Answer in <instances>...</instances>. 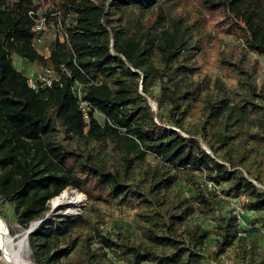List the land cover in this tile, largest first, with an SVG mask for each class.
I'll return each mask as SVG.
<instances>
[{
  "label": "trees",
  "instance_id": "16d2710c",
  "mask_svg": "<svg viewBox=\"0 0 264 264\" xmlns=\"http://www.w3.org/2000/svg\"><path fill=\"white\" fill-rule=\"evenodd\" d=\"M196 2L185 0L181 14L169 17L176 0H0V196L27 229L73 188L87 195L94 212L101 204L128 207L141 233L125 229L112 237L92 214L47 218L28 237L39 250L37 264H57L74 251L61 264H97L108 252L126 264H205L198 250L213 234L215 257L231 249L233 264H264L259 234L241 230L234 211H220L241 199L248 213L264 211V88L250 63L254 53L264 58V0ZM46 5L58 30L47 42L48 57L33 45L29 15ZM222 8L244 23L245 45L220 51L213 78L202 59L214 39L193 14ZM14 55L58 79L32 88ZM155 77L161 95L149 92ZM179 180L192 195L171 206ZM195 214L215 225L196 226L186 245L179 229ZM254 222L263 232L264 216ZM61 239L67 246L52 251Z\"/></svg>",
  "mask_w": 264,
  "mask_h": 264
},
{
  "label": "rangeland",
  "instance_id": "374dc122",
  "mask_svg": "<svg viewBox=\"0 0 264 264\" xmlns=\"http://www.w3.org/2000/svg\"><path fill=\"white\" fill-rule=\"evenodd\" d=\"M97 1V0H96ZM192 5H197L196 0H190ZM185 4V0H176V3L170 6V16H176L178 14H181L182 7ZM49 8H51V5H46L40 7L38 10L45 13L48 12ZM202 14L195 12L193 16L195 18H203L202 22L205 23V29L204 31L212 37L214 40L209 44L208 52L204 55L202 62L207 63L210 66L209 74L211 77L219 76V69L217 67V57L222 50H227L228 46L234 45V46H243L245 45L242 36H243V28H245L244 23L237 19V17L231 13L230 11H227L226 9H217V10H202ZM58 14V13H56ZM176 14V15H174ZM52 15H55L53 13ZM193 17V18H194ZM61 23V22H59ZM202 23H199V26ZM56 24L52 19H50V29L46 35L47 41H53L55 35L57 36L58 30L56 28ZM60 26H62L60 24ZM63 35H61L62 37ZM64 37V36H63ZM45 49V47H44ZM13 61L15 67L24 72L27 75H33L38 70L37 65L34 63H30L29 61L25 60L24 58L14 55ZM251 64L257 65V85L259 87L264 88V58L259 56L258 54H253V57L250 61ZM220 78L223 80H227L225 77L220 75ZM149 92L153 95H161L162 89H161V82L157 77L152 79L151 85L149 86ZM148 101L150 102L152 108L157 112V103L148 97ZM99 120L101 122L104 121V117L102 115H99ZM159 121V118L157 119ZM202 147L206 149L208 152L212 153L210 148L207 144L203 143ZM149 162L151 164H156L157 160L153 157L149 158ZM204 178V176H201ZM212 187V182L208 184V190H210ZM64 192H67V198L64 202L54 205L53 200L50 202V210L46 213L45 217L50 219H56V220H63V219H70L74 218L79 215L86 216L87 214L93 215L94 221L98 222V224L105 230V233L107 235H110L112 237L116 238V234L119 231H123L125 229L132 230V236L133 237H140L141 233L139 231L135 230L134 227V211L129 209L128 207L124 209H115V208H109L107 205L101 204L98 207V211L94 212L91 208V204L87 198V195L77 191L73 188H67L65 189L59 196H61ZM192 195V187L187 184L183 180H179L172 188V203L171 206H173L178 200H180L181 196L183 195ZM83 195V197L81 196ZM58 196V197H59ZM81 198V199H80ZM246 201L244 199H241L240 202L243 205V202ZM236 200H229L223 203L220 206V211L224 213L229 212H236ZM0 216L5 219V221L8 224V227L10 229V232L12 236L15 238H18L23 232V228L16 222L15 219V210L14 205L3 199L0 196ZM264 216V211H260L258 213H247V218L240 222L241 230L247 231L254 234H259L260 237L259 241V250L262 252L264 250V231L259 233L257 232L259 229L258 223H255L254 220H256L258 217L261 218ZM58 225V224H57ZM215 225L214 221L207 220L203 218L200 214H195L193 218L188 221L187 223H184L180 226L179 234H182L185 236L186 245L188 234L196 227L201 226L204 229L212 228ZM86 235L90 236L92 238V246L94 248H97L99 251L100 244L96 241V238H94V232L87 230L85 232ZM180 239H183L184 237H178ZM219 237L216 235H212V237L208 240V243L205 247L198 250L201 255V262L205 264H233V261L231 259V249H229L226 253L220 255L219 258L215 257L214 250H216V244L218 242ZM67 246V243L61 239L57 242V244L53 247L52 251L56 250L57 248H62ZM79 248V246H78ZM27 254L29 255L31 261L33 264H37V262L34 259V256L39 254V250L33 249L30 247L28 239H27V247H26ZM75 256V251L70 255L69 258H63L61 262L57 264H61L65 261L70 260L72 257ZM111 253H107V255H102L97 259V264H126L125 259L123 256H114ZM42 261L45 259L44 256H42ZM46 263V262H45ZM0 264H4V261L2 259V254L0 251ZM148 264V263H144Z\"/></svg>",
  "mask_w": 264,
  "mask_h": 264
},
{
  "label": "built area",
  "instance_id": "2783aa9c",
  "mask_svg": "<svg viewBox=\"0 0 264 264\" xmlns=\"http://www.w3.org/2000/svg\"><path fill=\"white\" fill-rule=\"evenodd\" d=\"M46 13L47 12L43 13L40 10H37V11L32 10L29 12V15L32 18L33 23H34L33 28H32V31L34 33L33 45L35 46V48L41 55L48 57L49 50H48V46H46L45 44L47 41L46 35L50 29V20L47 17ZM55 38H56V35L54 39ZM60 38L61 40L64 39L63 36L62 37L60 36ZM55 79H58L57 75L52 74L49 70H37L35 74L28 75V83L34 89H37L39 87V83H41V86H51ZM82 88H83V85L78 84L77 95L80 99V105L83 108L84 114L87 117L88 111L90 110V106L87 101L82 99L83 98ZM220 196L224 199H227V197L223 194H220ZM236 203L237 204L235 208V211H236L235 213L240 218V222H242L244 220V215H246L248 212L244 209L240 200H236Z\"/></svg>",
  "mask_w": 264,
  "mask_h": 264
},
{
  "label": "bare ground",
  "instance_id": "6f19581e",
  "mask_svg": "<svg viewBox=\"0 0 264 264\" xmlns=\"http://www.w3.org/2000/svg\"><path fill=\"white\" fill-rule=\"evenodd\" d=\"M67 194L64 192L61 196L55 197L53 204L58 205L64 202ZM27 239L24 230L18 238L12 236L7 222L0 216V251L4 264H33L26 251Z\"/></svg>",
  "mask_w": 264,
  "mask_h": 264
},
{
  "label": "water",
  "instance_id": "95a60500",
  "mask_svg": "<svg viewBox=\"0 0 264 264\" xmlns=\"http://www.w3.org/2000/svg\"><path fill=\"white\" fill-rule=\"evenodd\" d=\"M47 219V217H45L44 219H39L36 220L34 222H32L30 224V226L27 229H24V231L26 232V236L29 237V235L35 230V228L43 221H45Z\"/></svg>",
  "mask_w": 264,
  "mask_h": 264
}]
</instances>
